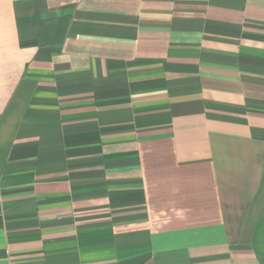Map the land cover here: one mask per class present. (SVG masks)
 <instances>
[{"label": "crops", "instance_id": "crops-1", "mask_svg": "<svg viewBox=\"0 0 264 264\" xmlns=\"http://www.w3.org/2000/svg\"><path fill=\"white\" fill-rule=\"evenodd\" d=\"M0 264H264V0H0Z\"/></svg>", "mask_w": 264, "mask_h": 264}]
</instances>
